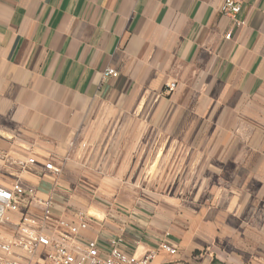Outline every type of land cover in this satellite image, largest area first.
<instances>
[{"label":"crops","instance_id":"crops-1","mask_svg":"<svg viewBox=\"0 0 264 264\" xmlns=\"http://www.w3.org/2000/svg\"><path fill=\"white\" fill-rule=\"evenodd\" d=\"M221 2L0 0V184L151 264H264V0Z\"/></svg>","mask_w":264,"mask_h":264},{"label":"built area","instance_id":"built-area-1","mask_svg":"<svg viewBox=\"0 0 264 264\" xmlns=\"http://www.w3.org/2000/svg\"><path fill=\"white\" fill-rule=\"evenodd\" d=\"M240 9V0H222L220 12L235 19ZM230 32L225 34L230 37ZM118 72L107 67L103 77H116ZM175 83L166 85L172 91ZM29 157L26 163L35 164ZM43 168L54 176L61 173V167L47 160ZM36 189L13 181L0 184V264H151L156 251L143 255L128 252L122 248V238H112L109 247H102L94 239L80 240V230L88 225L87 215L78 211L75 221L56 219L52 216L51 197L39 199ZM159 249L175 254L177 249L167 239L159 243Z\"/></svg>","mask_w":264,"mask_h":264}]
</instances>
